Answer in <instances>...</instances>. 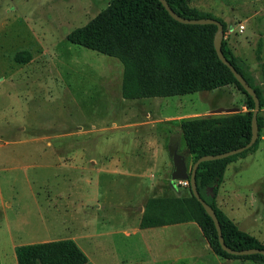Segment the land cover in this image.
Segmentation results:
<instances>
[{
    "label": "rangeland",
    "instance_id": "obj_1",
    "mask_svg": "<svg viewBox=\"0 0 264 264\" xmlns=\"http://www.w3.org/2000/svg\"><path fill=\"white\" fill-rule=\"evenodd\" d=\"M109 1L0 0V264H17L13 241L72 236L80 238L88 264H109L106 243L110 255L113 248L121 256L123 235H103L106 225L122 222L123 212L136 213L149 196L189 194L187 187L170 188L169 170L157 177L149 150V142L162 135L170 140L177 128L172 115L246 110L245 95L233 84L185 95L122 98L121 62L67 39ZM185 1L221 18L232 40L248 42L242 58L263 100L258 110L263 127L258 149L236 178L232 169L227 172L226 187L246 190L253 234L264 243V79L255 59L261 43L264 61V0ZM17 54L24 61L16 60ZM103 154L113 156L107 171L94 163ZM96 231L102 235L95 237Z\"/></svg>",
    "mask_w": 264,
    "mask_h": 264
},
{
    "label": "trees",
    "instance_id": "obj_2",
    "mask_svg": "<svg viewBox=\"0 0 264 264\" xmlns=\"http://www.w3.org/2000/svg\"><path fill=\"white\" fill-rule=\"evenodd\" d=\"M180 16L211 17L225 22L210 12L190 7L185 0H167ZM215 24H184L173 19L159 0H110L107 6L85 25L67 34L76 45L117 58L122 66L121 97L141 99L169 97L198 91H211L233 84L244 95L243 107L222 115H204L182 119L181 129L192 163L202 155L218 154L245 145L251 138L252 96L245 92L230 69L221 62L213 44ZM225 57L255 90L260 108L263 105L259 88L246 72V62L233 54L223 37ZM16 60L24 61L15 56ZM255 59L264 79L261 43ZM259 108V109H260ZM259 131L262 117L257 114ZM259 136V135H258ZM258 138L247 150L221 159L198 164L195 178L201 198L215 211L225 244L235 250L263 248L264 243L241 230L216 204V195L223 181L227 164L236 157L255 151ZM189 194L156 195L146 198L140 227H155L186 221L195 222L212 252L226 259H248L264 264V255L230 254L222 249L211 217L202 204ZM17 264H85L87 255L72 238L19 244L15 247Z\"/></svg>",
    "mask_w": 264,
    "mask_h": 264
},
{
    "label": "crops",
    "instance_id": "obj_3",
    "mask_svg": "<svg viewBox=\"0 0 264 264\" xmlns=\"http://www.w3.org/2000/svg\"><path fill=\"white\" fill-rule=\"evenodd\" d=\"M189 6L201 11L209 10L202 5L194 3L189 4ZM228 33L229 32L227 31L224 36L227 46L231 49L234 55L242 58V49L245 45L248 46V42L246 40L244 42L243 39L237 41L232 40L231 36H228ZM233 44L235 46H233ZM237 50H239V52ZM242 59L247 62L246 59ZM180 104L181 102L178 103V105ZM191 112V110L179 111L172 115L173 117L171 119L176 123L177 128L176 130L173 129L170 131L171 138L169 141L164 135H162L151 141L152 143L149 142V150L152 152L153 167L158 170L157 177H162L166 170H169L170 174L172 170V162L168 164L165 159L164 152L167 150V142L170 143L168 152L175 147L179 152L186 150L185 141L181 129L178 126L182 119L195 117V115H197ZM175 123L173 125H175ZM255 151H251L244 156L236 157L227 164L224 171L223 181L216 195V204L241 230L255 236L258 240H261L258 235L255 233L253 234V210L251 208L252 205L248 206L247 204L249 195L245 193L246 190L241 189L239 185L234 186L232 183L228 184V187H226L227 172L232 169L234 178H236L241 172L240 169L246 165L248 157H250ZM107 155L108 156L103 154L99 159L94 160L98 169L102 168L107 171L110 167L113 168V156H110L109 154ZM186 160L188 167L191 166V154L187 155ZM152 176H154V174H152ZM159 181L160 180H157V182ZM168 184L171 189H174L175 186L181 187L172 184L171 181ZM146 188L147 187H145V189ZM162 188L164 187H159V189ZM143 204L144 203L137 205L136 213H130V211L123 212V221L117 223V225H106V229L108 228V230L105 229L103 235L111 236L117 233L123 235L121 256H119L117 250L113 248L110 255L109 244L107 245L106 243L105 247L107 249V260L109 261V264H118L116 261L117 258H121L123 264H250L253 262L248 259H226L212 252L199 226L193 221L141 228L139 224L143 212ZM246 223H249L250 225H247ZM101 233L102 231H96L95 237H99L102 235ZM92 237L93 235L91 236V239ZM64 238H72L77 244L80 239L74 236ZM19 244L20 243H15L14 241L12 242L14 250ZM88 263H91V258H88V261L85 264Z\"/></svg>",
    "mask_w": 264,
    "mask_h": 264
},
{
    "label": "water",
    "instance_id": "obj_4",
    "mask_svg": "<svg viewBox=\"0 0 264 264\" xmlns=\"http://www.w3.org/2000/svg\"><path fill=\"white\" fill-rule=\"evenodd\" d=\"M159 1L164 6V8L167 10V12L170 14V16L178 22H181L184 24H215L217 26V29L213 37V44H214V48L217 53V56L221 60V62L224 63L230 69V71L235 76L236 80L241 84L245 92L248 93L250 96H252L253 101H254V110L252 112V117H251V138L245 145L240 146L238 148L231 149V150H227L225 152H221L218 154L202 155L199 158H197V160L194 161L189 167L187 165V160H186L187 155L189 154V151L186 149L183 152H179L178 149L175 147L169 150V153L171 156V162H172L170 181L172 184H175L176 180L187 179L189 181V186L192 191V194L202 204L206 213L211 217V219L214 222L217 235H218V240L223 250H225L226 252L230 254H235V255H248V254H255V253L264 255L263 248H248V249H243V250H235V249L228 247L225 244L222 233H221L220 223L216 216V213L213 210V208L201 198L199 191L197 189L196 178H195L196 169L200 162L205 161V160L221 159V158H225L228 156L241 153L247 150L248 148H250L255 143L259 135V126L257 122V114L260 108L259 98L255 90L249 85V83L246 81L243 75L235 69V67L231 64V62H229V60L223 54L221 44H222V40L224 37V29H223L222 23L219 20L215 18H211V17H201V18L182 17L170 7L167 0H159ZM227 110L237 111L238 108L234 107L230 109H224L220 107L216 109L217 112H222V111H227Z\"/></svg>",
    "mask_w": 264,
    "mask_h": 264
},
{
    "label": "built area",
    "instance_id": "obj_5",
    "mask_svg": "<svg viewBox=\"0 0 264 264\" xmlns=\"http://www.w3.org/2000/svg\"><path fill=\"white\" fill-rule=\"evenodd\" d=\"M244 29H245V25L243 23H239L237 30L239 32H242ZM175 184L177 186H181V187H188L189 186V181L187 179L176 180Z\"/></svg>",
    "mask_w": 264,
    "mask_h": 264
}]
</instances>
